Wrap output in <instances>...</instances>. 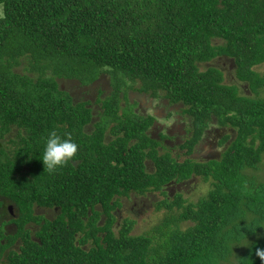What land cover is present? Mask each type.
Returning <instances> with one entry per match:
<instances>
[{"label": "trees", "instance_id": "1", "mask_svg": "<svg viewBox=\"0 0 264 264\" xmlns=\"http://www.w3.org/2000/svg\"><path fill=\"white\" fill-rule=\"evenodd\" d=\"M261 65L264 0H0V264H264ZM131 90L181 115L178 148ZM52 131L79 144L55 174ZM150 195L161 218L132 234L118 210Z\"/></svg>", "mask_w": 264, "mask_h": 264}, {"label": "rangeland", "instance_id": "2", "mask_svg": "<svg viewBox=\"0 0 264 264\" xmlns=\"http://www.w3.org/2000/svg\"><path fill=\"white\" fill-rule=\"evenodd\" d=\"M223 63H224V65H223ZM220 65L223 68V70L227 72V74H229L230 76H233L231 64L229 63V61H222L220 63ZM201 68H202V70L204 69V67H201ZM260 70L262 72H264V65L260 66ZM105 86H106V84H105ZM135 86L137 87V84H134V87ZM87 89L82 88L80 90H77L78 96L83 97L84 96L83 91H86ZM261 91L262 92H261L260 96H264V88H262ZM96 92H97L96 90L90 89L88 94L94 95V94H96ZM130 93H131V97L134 96L135 98L138 94L141 95V93L137 92L138 93L137 94L136 91H134V90H131V92H129V95H130ZM135 94H136V96H135ZM161 100L165 101V99H158L156 102H159ZM133 104H134V102L132 101V104H129L128 107L130 109H134L135 107H137V103H135L134 105ZM141 104H142V101H141ZM142 108L145 110L144 112H147V113L150 110V109H148L147 105H145V107H142ZM158 115H161V114H158ZM158 121L161 123H167L166 121H164V119L160 120L158 118ZM209 129L210 130L207 133L206 141L203 142V144L205 145L204 148H208V149L212 148L213 152L209 156L200 155L199 156L200 160H208V159L216 157V156H214V155H217V153L215 151V148H216V142L215 141L217 140L218 137H221L220 134H222L224 132V130L222 128H219V126L216 124V121H214V123L210 125ZM171 134L173 135V139H172L171 144H169V145L171 147H175L178 145V143L180 144L182 142V141L180 142L181 136H179L181 134L178 135V134H175L173 132H171ZM164 140H166V138ZM224 147L225 146H223L222 148H219V149L222 151L224 149ZM177 148H178V146H177ZM179 151L181 153L182 152L184 153V151L181 149ZM261 164H262L261 165L262 169L260 171L264 174V158H263V161ZM207 185H206V183L204 184L201 181H198L197 183H194V184L189 183V185L186 186L187 188L183 185L184 190H185V196L189 197L193 202H195V201H197L199 196L201 198L202 196L204 197V193L206 195L207 191L209 190ZM173 193H175V191H173ZM191 194H193V196ZM159 198H161V197H159ZM134 200H136V203H133ZM155 200H157V196L156 195H150L149 197H138V198H134V199L129 200V202L126 201L123 209H120V211L118 212V215H119V221L118 222H120L124 217H131V218L133 217V219H135V226L133 228L132 234H141V233H144V232L150 230L156 223H158V221L160 220L161 215L163 213V212L162 213H159V212L155 213V211L153 210L154 206L151 203ZM156 214H157V216H156Z\"/></svg>", "mask_w": 264, "mask_h": 264}, {"label": "clouds", "instance_id": "3", "mask_svg": "<svg viewBox=\"0 0 264 264\" xmlns=\"http://www.w3.org/2000/svg\"><path fill=\"white\" fill-rule=\"evenodd\" d=\"M226 61H229L232 69L235 67V66L232 67V65L235 64L234 61H232V59H229ZM221 70H223L222 67H221ZM227 75L229 76V74ZM144 96L145 98L149 99L147 105H150V104H152V106L160 105L159 107H162L164 103H167L166 100L165 101L161 100L159 102H156L158 99L151 98L150 95H144ZM160 99H164V98L161 97ZM144 113H147V112H144ZM163 113L162 112L159 113L161 114L159 115L160 117L159 119L160 120L164 119V121H166V118ZM158 125L163 126L162 128L165 130L166 134L170 136L169 138H166V143L163 142L164 144H167V143L171 144L172 139H173V135L171 134V132L175 131L174 132L175 134H178V135L181 134L179 136H182L183 133H185V123L182 121V117L180 114H172V116L169 118V121L167 123H161L158 121L154 127H158ZM176 125L178 126L176 127ZM206 136L207 135H204L203 137L204 140L207 138ZM78 149H79V144L73 141L70 135H68L67 137H62L61 135L57 134L56 131H52L46 138V141L44 144V151H43L42 158H41L44 164L45 170H47L49 174H55L57 171H59L64 166L68 165L70 162L74 160V158L78 154ZM206 156H209V154ZM255 255L259 257L261 261H264V249L256 248Z\"/></svg>", "mask_w": 264, "mask_h": 264}, {"label": "flooded vegetation", "instance_id": "4", "mask_svg": "<svg viewBox=\"0 0 264 264\" xmlns=\"http://www.w3.org/2000/svg\"><path fill=\"white\" fill-rule=\"evenodd\" d=\"M140 100H139V106L138 107H140V108H138V110H139V114L140 113H142V112H144L145 110L142 108V107H145V105H147L148 104V101H149V99H147V98H145V96L144 95H140ZM141 101H142V104H141ZM147 107H148V109H150V111H156V113H163V112H165V109H166V107H164V106H162V107H159V106H152V104H150L149 106L147 105ZM134 111L135 112H137V109H135L134 108ZM138 113V112H137ZM164 114V113H163ZM162 114V115H163ZM204 140V138L201 140V141H203ZM163 142H165L166 143V140H163ZM167 144H170V143H167ZM211 153H209V155H210ZM205 155H208V154H205ZM133 203H136V201H134ZM8 210H9V212H10V215L13 217L14 215H13V207L11 206V205H9V207H8ZM118 212H119V210H118ZM48 214V210L46 209V215ZM50 216V215H49Z\"/></svg>", "mask_w": 264, "mask_h": 264}, {"label": "crops", "instance_id": "5", "mask_svg": "<svg viewBox=\"0 0 264 264\" xmlns=\"http://www.w3.org/2000/svg\"><path fill=\"white\" fill-rule=\"evenodd\" d=\"M178 125H176V127H177ZM175 131H173V133H174ZM206 141V139L205 140H203L200 144H199V146H198V152H197V154L198 155H200V152L201 153H203V154H209V153H212L213 152V149L212 148H204V144H203V142H205Z\"/></svg>", "mask_w": 264, "mask_h": 264}]
</instances>
